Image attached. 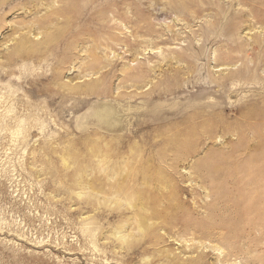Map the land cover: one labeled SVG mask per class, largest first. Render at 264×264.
I'll list each match as a JSON object with an SVG mask.
<instances>
[{
    "label": "rangeland",
    "instance_id": "1",
    "mask_svg": "<svg viewBox=\"0 0 264 264\" xmlns=\"http://www.w3.org/2000/svg\"><path fill=\"white\" fill-rule=\"evenodd\" d=\"M53 2L0 0V264H264V0Z\"/></svg>",
    "mask_w": 264,
    "mask_h": 264
},
{
    "label": "bare ground",
    "instance_id": "2",
    "mask_svg": "<svg viewBox=\"0 0 264 264\" xmlns=\"http://www.w3.org/2000/svg\"><path fill=\"white\" fill-rule=\"evenodd\" d=\"M59 1H61V0H54V2H53V6L54 5H58V3H59ZM109 11V10H108ZM103 12V11H102ZM111 13V12H110ZM114 13V12H113ZM116 14V13H115ZM37 20L39 21V22H42V21H46V17L45 16H43V17H38L37 18ZM69 20H70V18H69ZM106 21V20H105ZM33 22V21H32ZM32 22H30V23H32ZM102 23V22H101ZM106 25H107V23H106ZM115 27V26H114ZM133 32V31H132ZM124 33V32H123ZM88 34V33H87ZM92 35V34H91ZM125 35V34H124ZM81 38H83V37H81ZM137 38V37H136ZM76 39H78V38H76ZM80 39V38H79ZM104 40H106V39H104ZM136 40V39H135ZM99 42H100V40H99ZM97 41H94L93 42V44H95V45H93L92 47H91V51L89 52L91 55H93V56H95V55H97L98 54V51L96 50L97 49V47H98V45H97ZM101 43V42H100ZM91 44V43H90ZM102 45V44H101ZM101 45H99V46H101ZM105 46H107V45H105ZM71 46L69 45V47H67V48H70ZM90 47V46H89ZM245 47V46H244ZM90 49V48H89ZM133 49H134V47H133ZM87 50H88V46H87ZM68 51V50H67ZM89 51V50H88ZM85 52H86V50H85ZM89 53H88V55H89ZM105 54V53H104ZM70 56V55H69ZM84 56V55H83ZM178 56V55H177ZM85 57H87V56H85ZM89 57H90V55H89ZM98 57V56H97ZM96 57V58H97ZM66 58V57H65ZM99 58V57H98ZM75 59V58H74ZM107 59H108V62H106V61H104L103 62V60H102V62L100 63V64H102L100 67L99 66H91V64L90 63H87V60H82L83 62H82V64H80V66H79V71H80V73L82 72V70H83V68H88V69H90L89 70V72H86V74H97V73H99V72H102L101 70H102V68L104 69L105 67H108V66H110V64L112 63L111 61H112V59L110 58V57H108V55H107ZM178 59H179V57H178ZM94 60H95V58H94ZM68 60L67 59H65V62H67ZM96 61V60H95ZM98 61V60H97ZM179 61V60H178ZM77 65V64H76ZM78 66V65H77ZM127 67V66H126ZM187 67V66H186ZM190 67V66H189ZM183 68V67H182ZM188 68V67H187ZM176 69V68H175ZM122 70V69H121ZM186 71H187V69H185ZM122 71H124V69L122 70ZM188 72V71H187ZM137 74V73H136ZM121 75V74H120ZM98 76V75H97ZM137 76V75H136ZM118 77V76H117ZM139 77V76H138ZM98 78V77H97ZM140 81H141V78H140ZM124 82V81H123ZM135 82V81H134ZM93 83V82H92ZM118 83V82H117ZM128 83V82H127ZM127 83L125 84V85H127ZM131 83V82H130ZM136 83V82H135ZM140 84V82L138 83V85ZM120 85V84H119ZM137 85V86H138ZM95 86V85H94ZM135 86V85H134ZM130 87V86H129ZM139 87V86H138ZM121 89V88H120ZM94 92V91H93ZM112 92V91H111ZM116 92V91H115ZM113 101V100H112ZM104 102H106V101H104ZM107 102H109V101H107ZM122 103V102H121ZM120 103V104H121ZM113 104V103H112ZM112 104H108V103H103V104H97V105H95L94 107H92V109H91V111H90V119H89V121H95L96 123H98V124H103L106 128H108V129H116L117 127H120L121 126V124H122V116H121V113L122 112H120L121 111V108H122V106H121V108H120V111H119V109L117 108V107H115L114 105H112ZM156 106V105H155ZM154 106V107H155ZM126 107V106H125ZM130 108V107H129ZM127 109V108H126ZM179 110V109H178ZM124 111V110H123ZM129 111V110H128ZM127 111V112H128ZM152 113V112H151ZM125 114V113H124ZM127 114V113H126ZM159 115V114H158ZM158 117V116H157ZM148 119H150V118H148ZM88 121V122H89ZM102 127V126H101ZM122 127V126H121Z\"/></svg>",
    "mask_w": 264,
    "mask_h": 264
}]
</instances>
